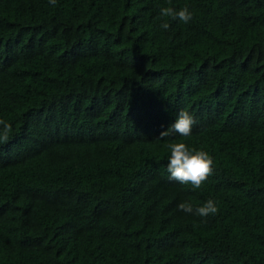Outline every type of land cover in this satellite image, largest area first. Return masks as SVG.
Listing matches in <instances>:
<instances>
[{"label":"trees","instance_id":"trees-1","mask_svg":"<svg viewBox=\"0 0 264 264\" xmlns=\"http://www.w3.org/2000/svg\"><path fill=\"white\" fill-rule=\"evenodd\" d=\"M0 120V264H264V0H0Z\"/></svg>","mask_w":264,"mask_h":264},{"label":"clouds","instance_id":"clouds-1","mask_svg":"<svg viewBox=\"0 0 264 264\" xmlns=\"http://www.w3.org/2000/svg\"><path fill=\"white\" fill-rule=\"evenodd\" d=\"M49 4L55 6L56 0H49ZM161 18L170 20H179L184 24L193 19V13L187 6L176 10L172 7L160 8ZM170 27L168 22L160 24V28L167 31ZM194 117L186 110H180L174 122L165 131H161L158 139H164L173 132L180 136H189L192 126L195 124ZM0 124H5L3 135H0V142H6L11 132L10 125L0 120ZM167 148L170 151L167 161V172L169 179L174 180L182 185H191L193 189H199L207 181L213 172V158L204 150L190 148L182 142H169ZM178 209L185 213H193V207L190 203L178 204ZM218 212L216 202L209 199L195 209V214L200 217L215 215Z\"/></svg>","mask_w":264,"mask_h":264}]
</instances>
